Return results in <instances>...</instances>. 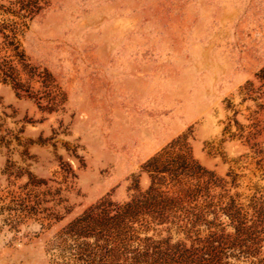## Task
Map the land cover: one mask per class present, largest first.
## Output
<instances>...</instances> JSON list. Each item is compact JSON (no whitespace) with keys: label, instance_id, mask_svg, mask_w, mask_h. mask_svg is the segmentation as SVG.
<instances>
[{"label":"rangeland","instance_id":"obj_1","mask_svg":"<svg viewBox=\"0 0 264 264\" xmlns=\"http://www.w3.org/2000/svg\"><path fill=\"white\" fill-rule=\"evenodd\" d=\"M0 71V264H264V0H0Z\"/></svg>","mask_w":264,"mask_h":264},{"label":"trees","instance_id":"obj_2","mask_svg":"<svg viewBox=\"0 0 264 264\" xmlns=\"http://www.w3.org/2000/svg\"><path fill=\"white\" fill-rule=\"evenodd\" d=\"M25 9V7H22V9H19V11H8V12H12L11 14L14 16V17H17V18H23V17H25L26 15L24 14V13H21L20 11L21 10H24ZM1 14H6V11H3V13H1ZM12 22L14 23V24H16V23H18V21L17 20H12ZM16 37H17V35H15V34H13V38H14V40L16 39ZM1 72V71H0ZM2 73V72H1ZM5 74V73H4Z\"/></svg>","mask_w":264,"mask_h":264}]
</instances>
